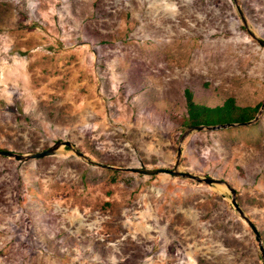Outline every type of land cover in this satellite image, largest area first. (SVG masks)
Returning <instances> with one entry per match:
<instances>
[{
	"label": "rangeland",
	"instance_id": "rangeland-1",
	"mask_svg": "<svg viewBox=\"0 0 264 264\" xmlns=\"http://www.w3.org/2000/svg\"><path fill=\"white\" fill-rule=\"evenodd\" d=\"M248 28L264 40V0H0V150L69 140L91 160L0 155V264H263L227 187L97 164L171 169L181 147L179 169L235 188L264 245V109L181 139L186 89L264 104Z\"/></svg>",
	"mask_w": 264,
	"mask_h": 264
},
{
	"label": "water",
	"instance_id": "water-1",
	"mask_svg": "<svg viewBox=\"0 0 264 264\" xmlns=\"http://www.w3.org/2000/svg\"><path fill=\"white\" fill-rule=\"evenodd\" d=\"M243 21H244L245 26H247L244 17H243ZM248 31L252 35L253 38L257 39V41L261 45L264 46V40L258 38L255 35V33H253V31H251V29L248 28ZM263 109H264V104L261 106L260 110L258 111V114L256 115V117L253 120L242 121V122H238V123H233V122L222 123V124H216V125H204V124L189 125L188 126V130L182 135L181 139L183 140L185 138V136L192 130H202V129H205V128L214 130V129H221V128H226V127H231V126H234V125H248V124H251V123H253L254 121H256L258 119V117H259V115H261ZM63 146L72 148L73 151L75 152V154H77L81 158H84V159H86L88 161H91L87 157V155L85 153H83L80 150L75 149V144H73L69 140H58L52 146H50V147H48V148H46V149H44L42 151H37V152H34V153L22 154V153H15V152L10 151V150H0V155L5 156V157H12V158H14L16 160H19V161H27V160H30V159H39V158H42V157H45V156L54 155ZM181 155H182V149H181V147H179L178 148V152H177L176 164L171 169H169V168L149 169V168H146V167H116V166H113V165H107V164H103V163H97V164L99 166L105 167V168L120 169V170L131 171V172H134V173H141V174H148V175H154V174H158V173H168V174H171L173 176L187 178V179H192V180H194L196 182H199V183H206L208 185H221V186L227 187L229 189L231 195H232V197H231L232 205L234 206L236 211L240 214V216L248 223V225L251 227L252 231L255 234V238H256V241L258 242L259 249H260L261 254H262L263 264H264V245H263V242H262L261 234H260L257 226L255 225V223L245 213V211L242 209V207L238 203V201L236 199V194H237L236 189L233 188L224 179H218V178H214V177H211V176H201V175H198V174H195V173H191L189 171L180 170L179 169V160L181 158Z\"/></svg>",
	"mask_w": 264,
	"mask_h": 264
},
{
	"label": "trees",
	"instance_id": "trees-1",
	"mask_svg": "<svg viewBox=\"0 0 264 264\" xmlns=\"http://www.w3.org/2000/svg\"><path fill=\"white\" fill-rule=\"evenodd\" d=\"M187 97L188 114L185 123L188 125H213L216 123L242 122L255 116L260 104L253 107L237 106L233 98L215 107L198 104L194 101L192 92L185 91Z\"/></svg>",
	"mask_w": 264,
	"mask_h": 264
}]
</instances>
